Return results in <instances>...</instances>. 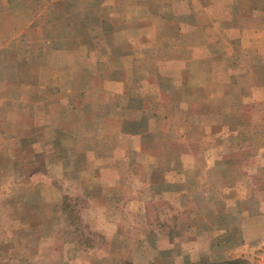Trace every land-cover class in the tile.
<instances>
[{
  "label": "rangeland",
  "instance_id": "obj_1",
  "mask_svg": "<svg viewBox=\"0 0 264 264\" xmlns=\"http://www.w3.org/2000/svg\"><path fill=\"white\" fill-rule=\"evenodd\" d=\"M248 2L0 0V152L16 147L11 141L18 127L33 123L34 134L41 139L35 152L44 157L46 122L63 119L56 104L77 108L82 104L83 112L66 116L92 124L80 130L81 136L93 139L77 145V154L83 155L77 162L86 178L90 169L106 171L104 184L113 186L111 192L121 201L117 207L112 204L119 220L114 232L128 234L132 247L144 235L150 244L156 231L172 233L182 249L199 251L205 246L211 262L203 264L235 259L264 264L263 160L235 156L236 135L231 134L240 103L236 98L248 90L244 72L239 73L243 85L237 81L232 33L241 25L240 14ZM258 3L264 6L263 0ZM249 22L243 21L246 26ZM250 57L255 55L241 53L242 67ZM243 109L245 123L264 124V103ZM229 124V132L221 135ZM240 135L249 145L251 133ZM14 166L22 170L26 163ZM41 176L20 177L10 165L0 169V202L26 200L27 181H42ZM70 181L74 190L84 187L85 193L67 200L69 222L58 227L62 239H77L86 252L106 256L110 243L102 226L97 230L85 220L91 204L89 182ZM158 188L179 191L175 200L179 207L149 193ZM135 190L143 192L147 217L129 208L141 200L129 195ZM231 195L240 196L238 203L224 205ZM124 200H131L130 205L120 209ZM37 213L0 208V238L11 234V227L24 228L23 220H32L33 250L28 252L32 263L51 264L54 259L45 249L44 260L37 256L36 237L43 230ZM125 213L123 224L120 216ZM9 217L16 225L10 226ZM48 227L46 223L44 228ZM256 236L257 242L263 240L257 246L259 254L235 251ZM75 246H70L71 259H77L82 249ZM1 259L0 264L21 263L19 257Z\"/></svg>",
  "mask_w": 264,
  "mask_h": 264
},
{
  "label": "crops",
  "instance_id": "obj_2",
  "mask_svg": "<svg viewBox=\"0 0 264 264\" xmlns=\"http://www.w3.org/2000/svg\"><path fill=\"white\" fill-rule=\"evenodd\" d=\"M258 1L259 0H250V2L245 5V12L240 14L244 16V19L240 21L241 25L236 27L232 33L233 49L237 54L234 59V68L236 69V74H238L237 81L239 84H242L239 80V73L244 72L243 77H245L248 82V86L246 87L248 90L243 91L236 98L240 101L238 109L236 110V125L234 127H231L232 124L224 126V132H222L221 135L226 132L228 133V128H235V133H231L236 135L234 155L237 157L239 155H247L252 161L263 160L264 164V124L256 125L257 123L252 121L245 123V119L243 118L244 107L257 104L262 106V103H264V78L260 77V73L264 72V6L259 5ZM246 18L250 21L248 26L243 23V21H246ZM232 40H229L231 41L230 43H232ZM243 52L255 55V57L249 58L244 67H242L243 62L240 59L241 53ZM51 104L52 103L47 101L46 105H49V109L53 107ZM61 105L62 104L59 103L56 104L55 109H58V112L62 114V121L53 124L51 122H46V152L44 157H39L35 152V148L40 145L41 139L35 136L33 131L35 127L33 123L22 125L21 127L24 128L18 127V133L15 139L11 141L12 145L14 144L16 147H12L10 151L3 150L0 152V169L4 170V168L10 165L14 174L20 177L42 175V181L36 180V183L27 181V184L24 186L26 200L0 202V208L8 211L13 209L24 211L38 210L36 219L38 220V227H42L43 230L41 229L36 237L37 256L44 260L45 257L43 258L42 255H45V249L46 256L54 259L51 264H203L211 262V260L208 259L209 255H206L210 253H206L205 246L199 251H195L193 248L189 250H186L187 248L182 249L181 246H179L178 238L172 235V233H170L171 235L164 236L156 231L152 235L153 238L150 244H147L148 240L144 235L136 240L138 241V246L132 247V245H129V240L131 239L128 237V234H118V232H114L113 226L118 223L119 220H116V215H114V211L117 208H115L112 213V204L115 203L114 206L117 207L119 206L117 203L121 201L111 192L113 186L104 184L108 177L105 176L107 175L104 173L106 171L102 169L98 171V168H96L92 173V169H90L89 173L91 175L89 178H86L84 177V167L79 168L77 162L78 156H83L77 154V145L81 142L92 141L93 139L91 136H81L80 132L83 125L91 124L88 122L90 120L84 121V119L79 118L72 121L70 117H66L83 112L84 106L82 104L79 105L78 108L76 106L65 107ZM23 109L24 108L21 107V111H23ZM46 112L51 114V111L47 109ZM254 115L255 112L253 111L252 120L253 117H256V115ZM49 131L51 133V139L47 140ZM255 131L256 134L253 135ZM242 132H245L246 135L251 133L252 137L250 138L249 145H245L246 139L238 137ZM5 142L8 143L7 141ZM93 150H95L94 152L97 153L98 156L99 149H95L94 147ZM84 153L86 152H83V154ZM115 155L120 156L121 153H116ZM222 155L221 159H224L226 153L224 154L222 152ZM19 163H26V167L22 168V170L15 169L14 165H18ZM262 169L264 175V166ZM14 177L17 176L15 175ZM70 180L89 182V184L87 183L89 191L87 190L88 192L86 193L91 204L87 209L89 211H86L85 220L92 228L94 226L97 230H99L98 226H102V231L110 243L109 250H107L106 253L104 252L106 256H100L99 253L86 252L77 243V239L70 242L66 239H62L63 236L58 230V227L62 224L67 225L69 222L65 214L67 200L73 196L77 197L78 194L85 193L84 187L78 191L74 190L76 188H72L73 181ZM56 182H58V187L55 185ZM45 183L46 187L41 186ZM192 191L193 190L190 189L189 194ZM149 193L153 195L156 194L155 197L163 196L170 201L172 207H179V204L175 201L179 197V194H181L179 191L166 192L158 188V190L155 189L154 192L149 191ZM133 194V197L141 199L138 201V206L134 205L129 207L131 200H124L122 201L120 209L122 207L126 208L127 205L134 214H143L147 217L146 201L142 199V197H144L143 192L135 190L134 193H130L129 195ZM239 197L240 196L232 197L231 195L229 200L227 198L224 199L223 204L238 203ZM240 200L242 199L240 198ZM261 208L264 209V203L261 204ZM120 217L123 219V224L127 222V220H124L126 218V213L122 214ZM8 220L11 222L9 223L10 226L16 225L17 223L10 219V217ZM31 221L30 219L23 220L22 224L24 228L12 229L11 227L12 233L6 238H0V257H19L21 258L20 264H36L32 263V258H30L28 253L29 250H33L29 239V236L34 233V224ZM46 223L49 225L47 230L44 228ZM198 233L200 232L198 231ZM204 233L205 232H203V234ZM57 237L60 238L58 243ZM198 239L197 237V240ZM261 239L264 240L263 237ZM257 240H259V236H256L254 240L247 241V245L241 244L235 251H237V253H243L244 249L246 251H252V255L259 254L260 247L257 246L263 240L258 242ZM19 242L21 243V248L17 246ZM72 244L82 248L79 254L77 252V259H74L75 256H73L72 259L69 258V254L71 253L70 246ZM19 250H21V253ZM236 258H239V255L236 256ZM2 262H4V259L0 260V263Z\"/></svg>",
  "mask_w": 264,
  "mask_h": 264
},
{
  "label": "trees",
  "instance_id": "obj_3",
  "mask_svg": "<svg viewBox=\"0 0 264 264\" xmlns=\"http://www.w3.org/2000/svg\"><path fill=\"white\" fill-rule=\"evenodd\" d=\"M216 264H249L248 261L243 260V259H235V260H230L226 261L223 263H216Z\"/></svg>",
  "mask_w": 264,
  "mask_h": 264
}]
</instances>
